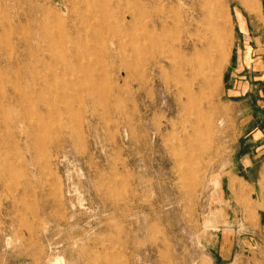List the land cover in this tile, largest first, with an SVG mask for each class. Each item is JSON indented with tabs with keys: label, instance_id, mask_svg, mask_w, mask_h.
<instances>
[{
	"label": "rangeland",
	"instance_id": "obj_1",
	"mask_svg": "<svg viewBox=\"0 0 264 264\" xmlns=\"http://www.w3.org/2000/svg\"><path fill=\"white\" fill-rule=\"evenodd\" d=\"M259 10L0 0V264H264V162L241 177L229 81Z\"/></svg>",
	"mask_w": 264,
	"mask_h": 264
},
{
	"label": "crops",
	"instance_id": "obj_2",
	"mask_svg": "<svg viewBox=\"0 0 264 264\" xmlns=\"http://www.w3.org/2000/svg\"><path fill=\"white\" fill-rule=\"evenodd\" d=\"M258 1L260 10L249 12L247 16L239 14L236 24L238 44L234 64L239 66L240 71L244 56L249 57V77L244 81V76L233 74L229 80L233 91L247 97L250 103L249 114L241 118L247 123L242 124L246 128L243 133L247 132L243 148L248 145L246 153L241 154V177L250 184L258 182L264 162V0Z\"/></svg>",
	"mask_w": 264,
	"mask_h": 264
},
{
	"label": "bare ground",
	"instance_id": "obj_3",
	"mask_svg": "<svg viewBox=\"0 0 264 264\" xmlns=\"http://www.w3.org/2000/svg\"><path fill=\"white\" fill-rule=\"evenodd\" d=\"M44 29H45V28H44ZM50 31H52V30L50 29ZM44 33H45V32H44ZM52 33H53V32H52ZM53 34H54V33H53ZM47 35H48V34H47ZM43 36H44V35H43ZM51 37H53L52 34H51ZM54 37H55V36H54ZM56 37H57V36H56ZM43 38H44V37H43ZM52 39H53V38H52ZM77 39H78V38H77ZM50 40H51V39H50ZM57 40H58V39H57ZM59 42H60V41H59ZM63 42H64V41H63ZM59 46H61V45L59 44ZM59 46H58V47H59ZM40 48H41V47H40ZM45 48H46V47H45ZM41 49H42V48H41ZM43 49H44V48H43ZM43 49H42V50H43ZM145 49H146V48H145ZM147 49H148V48H147ZM39 50H40V49H39ZM148 50H150V49H148ZM64 51H65V50H64ZM145 51H146V50H145ZM59 52H60V51H59ZM79 52H80V51H79ZM108 52H109V51H108ZM65 53H66V52H65ZM60 54H61V53H60ZM60 54H59V55H60ZM62 55H63V54H62ZM81 55H82V54H81ZM92 56H93V55H92ZM67 57H68V56H67ZM95 57H96V56H95ZM63 58H64V57H63ZM68 59H69V58H67L66 60H68ZM70 60H71V59H70ZM70 60H69V61H70ZM42 62H43V61H42ZM60 62H61V61H60ZM70 62H71V61H70ZM70 62H69V64H71ZM44 63H46V62H44ZM66 67H67V66H66ZM70 67H71V65H70ZM81 67H82V66H81ZM67 68H68V67H67ZM84 68H86V67H84ZM79 69H80V68H79ZM79 69H78V70H79ZM82 69H83V68H82ZM87 69H88V68H87ZM69 70H70V69H69ZM84 70H85V69H84ZM79 71H80V70H79ZM88 71H89V70H88ZM82 72H83V71H82ZM84 73H85V72H84ZM94 86H95V85H94ZM96 86H97V85H96ZM92 88H93V87H92ZM96 92H97V91H96ZM16 95H17V94H16ZM33 135H34V134H33ZM34 138H35V136H34ZM35 141H36V140H35ZM35 143H36V142H35ZM15 144H16V143H15ZM35 145H36V144H35Z\"/></svg>",
	"mask_w": 264,
	"mask_h": 264
}]
</instances>
